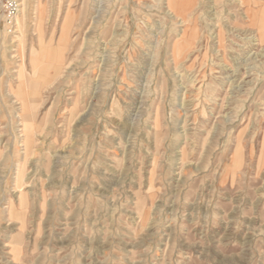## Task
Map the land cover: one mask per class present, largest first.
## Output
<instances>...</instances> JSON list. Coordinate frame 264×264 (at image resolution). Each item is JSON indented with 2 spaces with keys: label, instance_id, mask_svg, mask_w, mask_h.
<instances>
[{
  "label": "rangeland",
  "instance_id": "374dc122",
  "mask_svg": "<svg viewBox=\"0 0 264 264\" xmlns=\"http://www.w3.org/2000/svg\"><path fill=\"white\" fill-rule=\"evenodd\" d=\"M172 2L0 0V264H264V0Z\"/></svg>",
  "mask_w": 264,
  "mask_h": 264
},
{
  "label": "bare ground",
  "instance_id": "6f19581e",
  "mask_svg": "<svg viewBox=\"0 0 264 264\" xmlns=\"http://www.w3.org/2000/svg\"><path fill=\"white\" fill-rule=\"evenodd\" d=\"M188 0H180V3L178 2V4H177V2H172V3H170V4H173L172 6L173 7H175L176 8V6H178L179 8H178V14H180V15H182V13L184 12V10H185V8L187 7V2ZM22 2V1H21ZM24 3H25V0H23V3L21 4V6H22V13L24 12V8H25V5H24ZM191 8V7H190ZM188 11V10H187ZM185 13V12H184ZM21 15V14H20ZM21 17H22V15H21ZM19 18V17H18ZM259 24L261 25L262 24V20H259ZM263 28V27H262ZM262 36H264V35H262ZM23 85V84H22Z\"/></svg>",
  "mask_w": 264,
  "mask_h": 264
}]
</instances>
